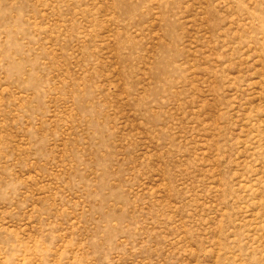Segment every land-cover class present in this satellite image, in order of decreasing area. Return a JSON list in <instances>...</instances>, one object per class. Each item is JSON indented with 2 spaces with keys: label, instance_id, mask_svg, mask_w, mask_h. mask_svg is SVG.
<instances>
[{
  "label": "rangeland",
  "instance_id": "374dc122",
  "mask_svg": "<svg viewBox=\"0 0 264 264\" xmlns=\"http://www.w3.org/2000/svg\"><path fill=\"white\" fill-rule=\"evenodd\" d=\"M0 264H264V0H0Z\"/></svg>",
  "mask_w": 264,
  "mask_h": 264
}]
</instances>
